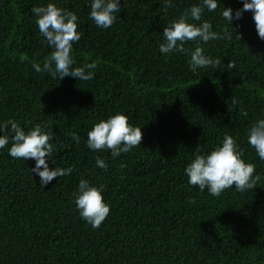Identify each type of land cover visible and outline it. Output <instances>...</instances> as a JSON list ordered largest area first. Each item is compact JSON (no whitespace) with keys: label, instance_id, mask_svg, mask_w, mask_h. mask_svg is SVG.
<instances>
[{"label":"trees","instance_id":"obj_1","mask_svg":"<svg viewBox=\"0 0 264 264\" xmlns=\"http://www.w3.org/2000/svg\"><path fill=\"white\" fill-rule=\"evenodd\" d=\"M48 2L0 0V123L15 119L25 131L47 125L49 168L73 171L44 187L31 171L34 159L11 157V142L0 149V264H264V161L247 140L264 119V40L250 11L232 25L222 16L228 7L234 15L243 0L205 9L202 20L231 38L201 42L221 65L196 72L189 54H162L159 45L163 28L202 0H172L167 12L164 0H119L107 29L90 19L91 0H51L78 16L74 66L97 65L87 82L32 67L52 51L31 11ZM184 46L194 50L196 42ZM230 60L235 67L227 69ZM118 112L141 128L140 147L118 157L88 148V131ZM225 134L260 180L215 197L190 185L184 169ZM97 156L107 170L96 166ZM81 178L104 186L110 213L97 229L75 205Z\"/></svg>","mask_w":264,"mask_h":264},{"label":"clouds","instance_id":"obj_2","mask_svg":"<svg viewBox=\"0 0 264 264\" xmlns=\"http://www.w3.org/2000/svg\"><path fill=\"white\" fill-rule=\"evenodd\" d=\"M218 6V0H202L200 4H193L185 9L163 28L164 42L159 45L160 52L189 54L188 63L193 72L209 66L219 68L220 58L205 55L201 46V42L231 38L227 29L222 35L212 30L213 26L208 20H202L205 9L213 12ZM163 7L167 12L173 7L172 0H164ZM31 11L36 17L35 22L40 34L52 49L42 64L33 63V69L37 73H48L53 79L62 80L70 76L78 81L92 80L97 67L95 61L74 66L73 44L81 37L77 14L57 6L51 0L46 5L34 6ZM246 11L253 14L257 34L264 40V0H243V7L237 9L234 15L233 10L228 7L223 9L222 16L232 25L233 19H240ZM119 12V0H91L89 15L97 27L105 29L111 27ZM188 41L196 42L194 50L185 48L184 45ZM234 67L235 63L232 60L226 65L227 69ZM46 127L47 125L36 124L25 131L15 119L0 123V133H3L0 135V149L11 142L8 149L11 157L34 159L36 163L31 171L39 176L44 187L55 178L67 176L73 171L71 167L49 168L46 157L51 158L54 146L50 143L52 134L45 131ZM142 139L141 128L131 125L128 117L118 112L96 122L87 133L86 143L93 151L110 150L113 157H118L121 153H128L133 148L140 147ZM73 140L79 143L80 137L73 133ZM247 140L260 160L264 161V119H258L251 125L247 130ZM197 152L184 172L188 177V183L197 186L201 192L207 189L209 194L219 197L233 186L240 192L257 186L260 176L255 175L256 166L242 158L243 153L238 150L236 138L232 135L225 134L222 143L207 154H199V150ZM96 166L105 170L108 167L105 160L99 156L96 157ZM123 167L125 165L121 164V168ZM103 188V185L92 186L88 180L81 178L78 191L73 194L80 217L94 229L99 228L110 213V206L103 197Z\"/></svg>","mask_w":264,"mask_h":264}]
</instances>
